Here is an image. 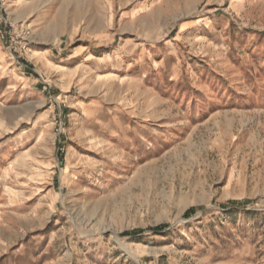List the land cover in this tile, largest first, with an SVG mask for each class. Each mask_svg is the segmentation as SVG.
Returning <instances> with one entry per match:
<instances>
[{
    "label": "rangeland",
    "instance_id": "374dc122",
    "mask_svg": "<svg viewBox=\"0 0 264 264\" xmlns=\"http://www.w3.org/2000/svg\"><path fill=\"white\" fill-rule=\"evenodd\" d=\"M0 264H264V0H0Z\"/></svg>",
    "mask_w": 264,
    "mask_h": 264
},
{
    "label": "trees",
    "instance_id": "16d2710c",
    "mask_svg": "<svg viewBox=\"0 0 264 264\" xmlns=\"http://www.w3.org/2000/svg\"><path fill=\"white\" fill-rule=\"evenodd\" d=\"M161 228H158V229H156V230H160ZM156 232V234H159V231H155Z\"/></svg>",
    "mask_w": 264,
    "mask_h": 264
}]
</instances>
